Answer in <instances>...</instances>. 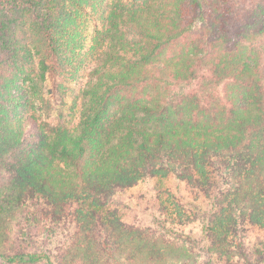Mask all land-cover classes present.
Returning <instances> with one entry per match:
<instances>
[{
  "label": "trees",
  "instance_id": "trees-1",
  "mask_svg": "<svg viewBox=\"0 0 264 264\" xmlns=\"http://www.w3.org/2000/svg\"><path fill=\"white\" fill-rule=\"evenodd\" d=\"M53 62L86 79L47 130ZM171 176L209 199L207 254L264 264V0H0V264H198L167 188L157 233L107 199ZM40 216L74 226L55 262L26 249Z\"/></svg>",
  "mask_w": 264,
  "mask_h": 264
},
{
  "label": "rangeland",
  "instance_id": "rangeland-1",
  "mask_svg": "<svg viewBox=\"0 0 264 264\" xmlns=\"http://www.w3.org/2000/svg\"><path fill=\"white\" fill-rule=\"evenodd\" d=\"M242 2L243 0H239ZM81 18V26L86 29H92L94 22L91 19ZM83 29V35H88V31ZM82 43V42H81ZM86 47L83 48V51ZM53 68L46 75L44 90L41 97L36 102V114L38 120L43 123L45 129H51L54 126L67 123L70 117L69 105L72 103L73 97L78 93L79 87L84 83L85 77L74 78L72 66H66L61 69L57 63H52ZM194 87L183 86L181 91H191ZM180 91V90H179ZM159 186L167 188V190L175 194L179 201L183 204L184 210L195 213L193 222L189 225L176 222L178 229L185 233L192 231V236L196 240L191 248L197 255L198 264H212V259L216 260L215 264H221L216 259L215 254L210 256L206 253V248L200 242L199 235V217L203 215L210 207L209 199L198 197V194L190 190L189 185L185 181H179L175 176L163 179L161 182L148 178L147 181L139 182L130 188H116L111 196L107 199L112 202L113 207L125 217V221L131 226H148L151 230L159 232L162 224L163 216L156 205V197ZM160 187V188H161ZM104 199V198H103ZM68 221L52 220L48 217L40 216L38 219L28 224L30 229L31 244L26 246L27 251H35L40 255H52L53 262L57 259V249L60 244L66 241L74 226ZM166 227V222L164 221ZM168 225V224H167ZM162 226V225H161ZM171 228V226H170ZM47 231L55 232L53 237H45ZM29 233V230H28ZM156 233H154L156 235ZM1 263V261H0Z\"/></svg>",
  "mask_w": 264,
  "mask_h": 264
}]
</instances>
